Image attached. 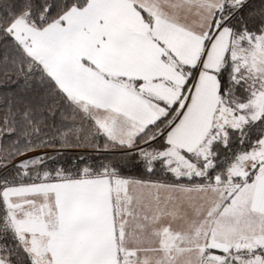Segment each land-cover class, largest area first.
Returning a JSON list of instances; mask_svg holds the SVG:
<instances>
[{
	"label": "snow or ice",
	"instance_id": "snow-or-ice-1",
	"mask_svg": "<svg viewBox=\"0 0 264 264\" xmlns=\"http://www.w3.org/2000/svg\"><path fill=\"white\" fill-rule=\"evenodd\" d=\"M0 264H264V0H0Z\"/></svg>",
	"mask_w": 264,
	"mask_h": 264
}]
</instances>
